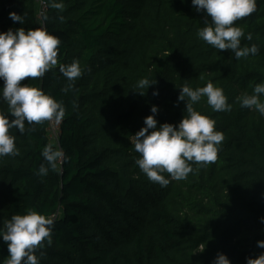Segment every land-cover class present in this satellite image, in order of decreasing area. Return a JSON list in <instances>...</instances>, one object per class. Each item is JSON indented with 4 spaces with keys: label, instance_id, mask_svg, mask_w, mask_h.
I'll use <instances>...</instances> for the list:
<instances>
[{
    "label": "trees",
    "instance_id": "1",
    "mask_svg": "<svg viewBox=\"0 0 264 264\" xmlns=\"http://www.w3.org/2000/svg\"><path fill=\"white\" fill-rule=\"evenodd\" d=\"M42 1L0 0V264H264V0Z\"/></svg>",
    "mask_w": 264,
    "mask_h": 264
},
{
    "label": "rangeland",
    "instance_id": "2",
    "mask_svg": "<svg viewBox=\"0 0 264 264\" xmlns=\"http://www.w3.org/2000/svg\"><path fill=\"white\" fill-rule=\"evenodd\" d=\"M51 132H53V143H57L55 140L57 139V127L55 125L51 126ZM27 237H28V231L24 234V236L22 237V239L20 240L17 248L15 249V251L13 252L10 260H9V264H19V259H20V256L22 255V251H23V248H24V244L27 240Z\"/></svg>",
    "mask_w": 264,
    "mask_h": 264
},
{
    "label": "built area",
    "instance_id": "3",
    "mask_svg": "<svg viewBox=\"0 0 264 264\" xmlns=\"http://www.w3.org/2000/svg\"><path fill=\"white\" fill-rule=\"evenodd\" d=\"M39 6H40V14H42V12L45 10L46 8V3L42 0H38ZM55 125L57 127V139L55 140L56 142H58V138H59V132H60V123L56 120H54L52 117H50V136L53 140V132H51V126Z\"/></svg>",
    "mask_w": 264,
    "mask_h": 264
}]
</instances>
